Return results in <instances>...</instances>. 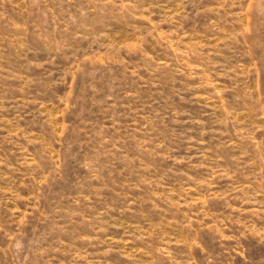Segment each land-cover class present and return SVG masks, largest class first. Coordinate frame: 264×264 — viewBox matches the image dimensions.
<instances>
[{
	"label": "rangeland",
	"instance_id": "374dc122",
	"mask_svg": "<svg viewBox=\"0 0 264 264\" xmlns=\"http://www.w3.org/2000/svg\"><path fill=\"white\" fill-rule=\"evenodd\" d=\"M0 264H264V0H0Z\"/></svg>",
	"mask_w": 264,
	"mask_h": 264
}]
</instances>
